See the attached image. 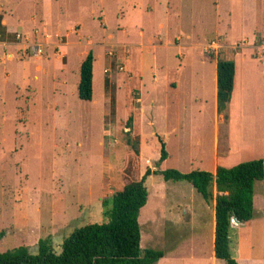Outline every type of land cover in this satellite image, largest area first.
<instances>
[{
	"label": "rangeland",
	"instance_id": "obj_1",
	"mask_svg": "<svg viewBox=\"0 0 264 264\" xmlns=\"http://www.w3.org/2000/svg\"><path fill=\"white\" fill-rule=\"evenodd\" d=\"M0 15V252L34 253L47 237L58 251L74 229L105 221L102 199L126 183L129 116L141 173L211 172L215 136L227 166L264 158V58H252L264 56V0H0ZM88 51L84 101L77 84ZM234 53L235 93L221 120L211 61ZM263 183L254 185L256 212ZM146 186L141 253L161 249L155 264H226L213 259L211 204L188 181L150 175ZM260 217L242 235L239 264H263Z\"/></svg>",
	"mask_w": 264,
	"mask_h": 264
},
{
	"label": "trees",
	"instance_id": "obj_2",
	"mask_svg": "<svg viewBox=\"0 0 264 264\" xmlns=\"http://www.w3.org/2000/svg\"><path fill=\"white\" fill-rule=\"evenodd\" d=\"M1 33L6 34L1 24ZM93 61L88 51L79 66L77 96L92 98ZM216 112L226 118L234 83L233 60L219 55L215 58ZM107 83V79H105ZM128 150L120 172L126 179L123 187L101 201L104 222H92L74 229L62 238L59 250L52 247L50 237L39 239L36 252L25 245L0 252V264H155L164 253L161 249L145 248L141 253V229L138 215L147 201L146 179L160 175L165 181H188L208 203L213 202V253L226 264H238L229 251L230 219L247 222L253 216L255 182L264 179V158L241 161L231 167L218 166L214 173L194 169L187 173L177 169L140 171L141 135L134 131L133 118L123 123ZM166 158L162 148L159 160ZM214 187V192L212 188Z\"/></svg>",
	"mask_w": 264,
	"mask_h": 264
},
{
	"label": "crops",
	"instance_id": "obj_3",
	"mask_svg": "<svg viewBox=\"0 0 264 264\" xmlns=\"http://www.w3.org/2000/svg\"><path fill=\"white\" fill-rule=\"evenodd\" d=\"M3 22L6 23V20L3 19ZM6 25V24H5ZM121 31L124 30V26L123 27H120ZM6 30L7 31H11L7 26H6ZM187 37H190L187 36ZM121 43L123 44H126L127 45V52H128V43H126L125 41H120ZM236 54L237 53H234V54H231V55H227L225 58L226 59H231L233 60V62L235 61V57H236ZM12 53H9L8 56H9V59H11L10 57H12ZM129 55V53H128ZM37 56V55H36ZM251 57V56H250ZM246 58V57H245ZM252 58H264V56H255V57H252ZM251 59V58H249ZM83 60V59H82ZM81 60V61H82ZM130 56H129V60H128V64L130 62ZM214 62L215 63V59H213L211 61V63ZM81 63V62H80ZM235 64V63H234ZM128 66V65H127ZM35 68L38 70H41V66L39 64H36ZM237 67L235 66V75H234V83H233V89H232V93H231V98H230V101L228 103V107L230 106L231 102H232V99H233V96H234V93H235V87H236V77H237ZM212 82H213V86H212V89H213V93H214V101H215V108H216V96H215V91H216V69H214L213 71V76H212ZM169 84V83H168ZM92 87H93V82H92ZM170 87V86H169ZM14 88L16 89L17 86H16V83H14ZM173 88V87H171ZM26 91V90H25ZM21 92V91H19ZM23 92V91H22ZM28 93V90L27 92ZM141 95V94H140ZM140 102H142V98H138ZM242 104V100L240 101V105ZM140 108V107H139ZM216 117H218V119H223V116L222 114H217L216 112ZM218 140H217V136H215V140H214V146H213V152H212V156H213V167H212V171L211 173H214L216 168L218 166H223V167H231V166H227L226 162H227V159L225 157H221L218 155ZM229 149V147H228ZM141 153V151H140ZM225 153H223L224 155ZM224 158V159H223ZM221 160V161H219ZM236 164V163H235ZM157 167L155 166V168H151V169H156ZM151 175H154V174H151ZM150 176V175H149ZM260 197L262 196V201L264 202V183L263 184H260ZM212 191L214 192V187L212 188ZM253 199H254V194H253ZM254 202V200H253ZM211 204V209L213 211V230H214V207H213V202H210ZM255 203L253 204V216L252 218L247 221V222H236V224H232L230 225V229H229V251H230V254H231V257L236 261L240 262L241 259H240V256H241V245H242V235L244 234V232L246 230H248L250 228V224L254 221V215L257 214L258 216H261L260 217V220H262V228L264 230V210H259L258 212L254 211L255 207H254ZM213 230H212V233H213ZM235 240V245L234 247L235 248H232L231 247V244H232V241ZM211 246H212V254H213V259L215 260V262H218V261H224V260H221V259H217L214 257V253H213V236H212V239H211ZM234 250V251H233ZM263 258H260L258 261H263L262 263L264 264V254H262ZM236 261V262H237ZM226 263V262H225ZM239 264V263H238Z\"/></svg>",
	"mask_w": 264,
	"mask_h": 264
},
{
	"label": "built area",
	"instance_id": "obj_4",
	"mask_svg": "<svg viewBox=\"0 0 264 264\" xmlns=\"http://www.w3.org/2000/svg\"><path fill=\"white\" fill-rule=\"evenodd\" d=\"M29 45L32 47V51L34 55H40L42 53V45L40 43H29ZM236 222L237 221L233 217H231L230 223L236 224Z\"/></svg>",
	"mask_w": 264,
	"mask_h": 264
}]
</instances>
